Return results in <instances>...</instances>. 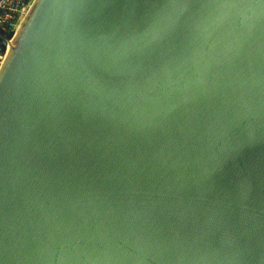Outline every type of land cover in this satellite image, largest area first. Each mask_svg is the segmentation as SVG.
I'll return each mask as SVG.
<instances>
[{"label":"water","instance_id":"obj_1","mask_svg":"<svg viewBox=\"0 0 264 264\" xmlns=\"http://www.w3.org/2000/svg\"><path fill=\"white\" fill-rule=\"evenodd\" d=\"M20 25L0 264H264V0H33Z\"/></svg>","mask_w":264,"mask_h":264},{"label":"built area","instance_id":"obj_2","mask_svg":"<svg viewBox=\"0 0 264 264\" xmlns=\"http://www.w3.org/2000/svg\"><path fill=\"white\" fill-rule=\"evenodd\" d=\"M33 0H0V66L24 14Z\"/></svg>","mask_w":264,"mask_h":264},{"label":"bare ground","instance_id":"obj_3","mask_svg":"<svg viewBox=\"0 0 264 264\" xmlns=\"http://www.w3.org/2000/svg\"><path fill=\"white\" fill-rule=\"evenodd\" d=\"M18 28H19V29H18V32H19V31L21 30V29H20V28H21V25H19ZM18 32H17V33H18Z\"/></svg>","mask_w":264,"mask_h":264}]
</instances>
